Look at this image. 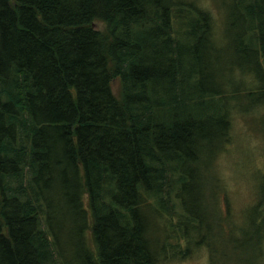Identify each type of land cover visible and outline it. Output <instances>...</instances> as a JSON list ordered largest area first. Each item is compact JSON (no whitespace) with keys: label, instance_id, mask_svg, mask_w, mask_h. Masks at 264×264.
Masks as SVG:
<instances>
[{"label":"trees","instance_id":"16d2710c","mask_svg":"<svg viewBox=\"0 0 264 264\" xmlns=\"http://www.w3.org/2000/svg\"><path fill=\"white\" fill-rule=\"evenodd\" d=\"M174 4L0 0V264H158L209 243L184 193L229 141L232 101L264 108V0H228L227 71L253 74L245 89L206 65L211 15L192 4L175 15ZM261 204L228 223L233 250L231 225L249 232L247 264H260ZM161 218L175 243L153 233Z\"/></svg>","mask_w":264,"mask_h":264},{"label":"rangeland","instance_id":"374dc122","mask_svg":"<svg viewBox=\"0 0 264 264\" xmlns=\"http://www.w3.org/2000/svg\"><path fill=\"white\" fill-rule=\"evenodd\" d=\"M174 2L175 15L179 13L176 11L179 8H181L179 14L186 15L191 4L211 15L214 38L218 47L214 51H203V54L209 53L205 56L206 65L210 66L209 71L222 73L223 77L231 75L234 82L239 83L242 89H245L246 85L249 88H255L257 83L255 84L256 78L253 74L243 72L239 68L235 70V73L229 74L231 71H227L230 67L228 64L233 59L228 0H174ZM96 23L97 27L103 28L102 22ZM175 29L185 28L178 21ZM242 81L245 84H242ZM113 90L116 95H119L120 81L118 79L113 80ZM242 104L245 106L247 103L242 102ZM231 106L233 109L229 141L223 144L219 151L216 150L214 158L196 168L189 189L184 193V198L191 200L192 206L204 215L200 222L201 232L196 233L207 234L209 243L192 245L190 254L184 258L177 256L178 254L172 250L173 252L170 251L165 260H160L158 264H211V262L212 264H247L245 256L250 253L248 248L251 242L244 241L249 232L240 231L237 227L241 226L245 213L252 216L253 214H250L252 208L264 198L262 188L264 184V119H261L264 108L246 111L239 107V102L236 100L232 101ZM217 143L211 141L209 144ZM252 205L254 206L248 210ZM261 208H264L263 204ZM62 216L64 217V214ZM230 222H234L237 226L231 225L232 234L239 238L235 250L231 248L232 243L225 240V237L229 235L227 228H230L228 225ZM156 224L157 227L155 225L152 228L154 234L167 235L171 243L176 242V228L174 231L166 223L165 218L158 219ZM67 227L69 230L61 235L60 241L68 254V251L77 247L80 235L76 225H67ZM227 245L229 248H225ZM68 258L74 261L72 253L68 255ZM258 260L260 264H264V244L262 255H259Z\"/></svg>","mask_w":264,"mask_h":264},{"label":"water","instance_id":"95a60500","mask_svg":"<svg viewBox=\"0 0 264 264\" xmlns=\"http://www.w3.org/2000/svg\"><path fill=\"white\" fill-rule=\"evenodd\" d=\"M96 24H97L96 22H93V26H94L95 28H99V27L96 26Z\"/></svg>","mask_w":264,"mask_h":264}]
</instances>
